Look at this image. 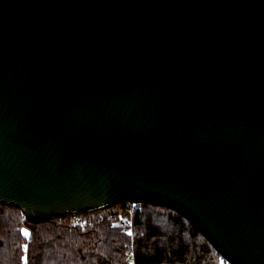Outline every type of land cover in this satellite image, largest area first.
Returning <instances> with one entry per match:
<instances>
[{
  "label": "water",
  "instance_id": "obj_1",
  "mask_svg": "<svg viewBox=\"0 0 264 264\" xmlns=\"http://www.w3.org/2000/svg\"><path fill=\"white\" fill-rule=\"evenodd\" d=\"M127 202L264 264V0H0V204Z\"/></svg>",
  "mask_w": 264,
  "mask_h": 264
},
{
  "label": "trees",
  "instance_id": "obj_2",
  "mask_svg": "<svg viewBox=\"0 0 264 264\" xmlns=\"http://www.w3.org/2000/svg\"><path fill=\"white\" fill-rule=\"evenodd\" d=\"M128 222H132L130 228ZM223 261L195 225L167 207L127 202L103 214L72 215L32 224L21 209L0 204V264H222Z\"/></svg>",
  "mask_w": 264,
  "mask_h": 264
},
{
  "label": "built area",
  "instance_id": "obj_3",
  "mask_svg": "<svg viewBox=\"0 0 264 264\" xmlns=\"http://www.w3.org/2000/svg\"><path fill=\"white\" fill-rule=\"evenodd\" d=\"M106 210H108V209H106ZM106 210L95 212V213L103 214V213H105ZM127 225L130 228L132 226V222H128ZM222 264H229V263L226 260H224Z\"/></svg>",
  "mask_w": 264,
  "mask_h": 264
},
{
  "label": "snow or ice",
  "instance_id": "obj_4",
  "mask_svg": "<svg viewBox=\"0 0 264 264\" xmlns=\"http://www.w3.org/2000/svg\"><path fill=\"white\" fill-rule=\"evenodd\" d=\"M25 235H28L27 233H25Z\"/></svg>",
  "mask_w": 264,
  "mask_h": 264
},
{
  "label": "rangeland",
  "instance_id": "obj_5",
  "mask_svg": "<svg viewBox=\"0 0 264 264\" xmlns=\"http://www.w3.org/2000/svg\"><path fill=\"white\" fill-rule=\"evenodd\" d=\"M107 213V212H106Z\"/></svg>",
  "mask_w": 264,
  "mask_h": 264
}]
</instances>
